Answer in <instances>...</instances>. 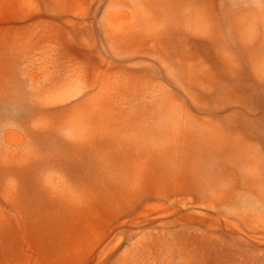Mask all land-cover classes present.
I'll list each match as a JSON object with an SVG mask.
<instances>
[{
    "label": "rangeland",
    "instance_id": "374dc122",
    "mask_svg": "<svg viewBox=\"0 0 264 264\" xmlns=\"http://www.w3.org/2000/svg\"><path fill=\"white\" fill-rule=\"evenodd\" d=\"M0 264H264V0H0Z\"/></svg>",
    "mask_w": 264,
    "mask_h": 264
}]
</instances>
